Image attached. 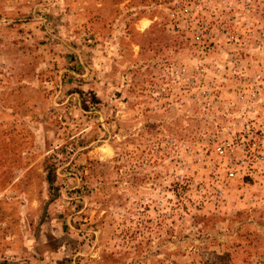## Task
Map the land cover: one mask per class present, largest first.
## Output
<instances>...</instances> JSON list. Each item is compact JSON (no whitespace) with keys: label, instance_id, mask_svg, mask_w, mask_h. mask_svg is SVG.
<instances>
[{"label":"rangeland","instance_id":"rangeland-1","mask_svg":"<svg viewBox=\"0 0 264 264\" xmlns=\"http://www.w3.org/2000/svg\"><path fill=\"white\" fill-rule=\"evenodd\" d=\"M0 264H264V0H0Z\"/></svg>","mask_w":264,"mask_h":264},{"label":"trees","instance_id":"trees-1","mask_svg":"<svg viewBox=\"0 0 264 264\" xmlns=\"http://www.w3.org/2000/svg\"><path fill=\"white\" fill-rule=\"evenodd\" d=\"M47 179H48L49 183L53 182V179H51V178H47Z\"/></svg>","mask_w":264,"mask_h":264},{"label":"built area","instance_id":"built-area-1","mask_svg":"<svg viewBox=\"0 0 264 264\" xmlns=\"http://www.w3.org/2000/svg\"><path fill=\"white\" fill-rule=\"evenodd\" d=\"M221 153H222V151L221 150H219ZM231 176H232V174H230Z\"/></svg>","mask_w":264,"mask_h":264}]
</instances>
